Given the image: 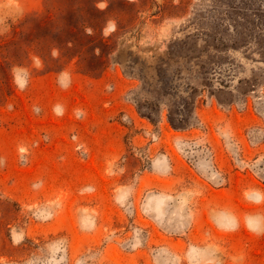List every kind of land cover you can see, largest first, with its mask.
<instances>
[{"label":"rangeland","instance_id":"374dc122","mask_svg":"<svg viewBox=\"0 0 264 264\" xmlns=\"http://www.w3.org/2000/svg\"><path fill=\"white\" fill-rule=\"evenodd\" d=\"M0 16V264H264V0Z\"/></svg>","mask_w":264,"mask_h":264},{"label":"clouds","instance_id":"9594fccd","mask_svg":"<svg viewBox=\"0 0 264 264\" xmlns=\"http://www.w3.org/2000/svg\"><path fill=\"white\" fill-rule=\"evenodd\" d=\"M4 21H5V17L4 16H0V24H3ZM89 34H91V31L90 30H89Z\"/></svg>","mask_w":264,"mask_h":264}]
</instances>
